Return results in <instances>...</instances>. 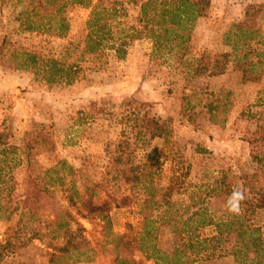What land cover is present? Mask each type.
I'll return each instance as SVG.
<instances>
[{
	"label": "rangeland",
	"instance_id": "obj_1",
	"mask_svg": "<svg viewBox=\"0 0 264 264\" xmlns=\"http://www.w3.org/2000/svg\"><path fill=\"white\" fill-rule=\"evenodd\" d=\"M63 1L68 2L64 15L69 30L59 37L28 31L15 19L23 4L0 0V45L7 37L45 58L59 57L72 43L82 45L92 8ZM101 5L107 9L114 39L126 35L128 40L123 58L106 49L105 68L96 69L87 61L77 81L49 83L40 71L0 60V141L19 147L1 163L0 264H164L148 256L153 244L171 252L191 240L195 248L188 250L190 258L183 257L186 263L236 264L234 257L220 256L223 252L214 249L215 242L197 243L216 235L217 228L200 226V215L194 213L203 206L214 220L235 219L241 210H227L231 194L221 190L218 180L226 173L236 183L235 175L257 167L247 139L259 125L264 128V0H210L203 7L189 42L190 58L205 51L214 64L227 59L224 73L203 75L192 70L198 61L189 63L188 57L164 51L154 54L150 37L131 36L136 4L102 0ZM249 18L258 31L254 39L246 38L250 46L245 47V37L234 34V24ZM237 46L241 52L234 51ZM224 53L231 55L223 59ZM250 62L255 66L246 73ZM136 102L146 104L142 114L167 121L173 129L169 145L159 137L137 141V129L128 117ZM36 130L42 131L45 142L29 162L20 148L28 132ZM125 140L130 143L125 161L147 164L144 171L152 174L139 185L115 178L113 158ZM61 160L78 171L74 178L81 193L95 188L100 193L96 198L109 202L105 218L83 217L77 206H69L64 187L54 182L56 175H45ZM59 174L71 183L68 167ZM31 178L47 191L28 224L20 221L19 213L8 219L11 208L21 209L19 197L32 186ZM238 183L232 190L242 191ZM165 201L170 204H162ZM252 219L264 231V210ZM66 221L68 226L58 225ZM71 235V244L79 248L61 250L71 245Z\"/></svg>",
	"mask_w": 264,
	"mask_h": 264
},
{
	"label": "trees",
	"instance_id": "obj_2",
	"mask_svg": "<svg viewBox=\"0 0 264 264\" xmlns=\"http://www.w3.org/2000/svg\"><path fill=\"white\" fill-rule=\"evenodd\" d=\"M2 1V0H1ZM5 2V0H3ZM74 3L86 6L91 9V14L87 22V33L83 44L72 43L64 49V52L59 57L45 58L37 53H32L22 47L15 46L14 43L7 37H4L0 45V60L1 64H8L25 70H34L41 72L43 78L49 83L65 81L73 83L77 81L78 74L82 70L84 62L94 63L96 69H103L108 64L106 49H114L119 58H123L127 52L128 40L125 36H119L114 39L112 29L109 24V17L106 16L107 9L101 5L102 0H72ZM129 3L138 6L136 15V27L134 35L137 38L148 36L153 40L154 54H159L162 51L166 53L180 54L181 57H188L187 62L193 63L191 60L198 61L197 65H193L192 70L199 75H203L208 71L210 73L222 74L227 69V59L231 53H224L222 64L212 63V57L202 52L199 57L190 58L192 55V46L189 44L192 38V32L198 17L202 13L205 5L210 3V0H128ZM22 3L15 19L20 21L28 31L44 30L51 32L59 37L66 35L69 30V23L64 10L68 4L63 0H18ZM15 6V5H14ZM117 11V8H113ZM113 12L112 15L115 13ZM234 34L245 37V42L242 44L245 47L250 46L247 40L254 39L258 29L252 24L249 18L244 22L234 24ZM248 38V39H246ZM112 39H114L112 41ZM248 40V41H249ZM112 41V43H111ZM239 50L238 46L234 47V51ZM251 51V49H248ZM240 51V50H239ZM241 52V51H240ZM264 54V51L262 52ZM260 56V52L258 53ZM190 58V59H189ZM248 51L244 53L243 59L247 60ZM249 66L244 68V71L250 72L254 68V63H248ZM136 106L128 115L129 120L133 121L134 127L137 129V141L144 142L147 139L163 138L166 145L171 143L173 129L167 121L150 115L148 112L142 114L141 110L145 103L136 102ZM214 107L210 108V111ZM250 145V157L257 167L253 172H245L235 175L236 183H231L232 178H228L225 173L218 182L221 183V190L229 194L232 193L233 186H239L238 181H241L240 187L244 199L240 202L241 213L231 220H214L208 217L207 208L200 207L194 214L200 215L199 225L204 226L214 224L217 228V234L207 239H197V243H206L208 240L215 242V248L222 250L221 255H230L234 257L236 264H264V231L261 226H258L252 219L259 210H264V128L259 125L257 129L251 132L247 139ZM45 142V137L42 131H30L25 139V145L20 148L23 158L29 162L35 157V150L39 144ZM130 143L125 140L119 144L118 154L113 158V163L116 166L118 174L116 179H121L127 184L139 185L144 182V179L151 176V172L144 171L147 164H137L136 166L129 165L125 161L126 147ZM19 147L11 145L7 142L0 141V177L3 171L2 161H6L8 154L11 151H17ZM205 150L201 149L200 152ZM4 158V159H3ZM68 167L70 171L71 183L67 181L66 176H61L59 173L64 168ZM53 173L56 175L54 182H59L67 192V200L69 206L78 207L83 217H103L107 216L109 202L100 200L96 197L100 193L95 191V188L87 187L86 191L80 192L76 186L75 175L78 173L73 166L68 165L66 160L59 161L56 165L50 167L45 175ZM54 178V177H53ZM32 186L27 189L19 197V206L11 208L8 214V219L15 214L21 215L20 221L28 224L31 219L30 213L37 206L39 197L44 193L35 179H30ZM49 181V180H47ZM51 182V181H49ZM53 184V183H51ZM161 204V203H160ZM162 204H170L168 201ZM80 205L82 210L80 209ZM69 222L59 223L60 226H68ZM148 224V223H147ZM148 225L145 227L147 228ZM82 228V227H80ZM71 244L73 235L70 236ZM191 239V238H190ZM85 240V239H84ZM184 243L176 245L172 251L161 250L155 244L152 245L153 253L149 254L150 258H156L158 261L163 260L164 264H189L183 259L188 258V250L195 248L192 243ZM226 244V245H225ZM220 246V247H218ZM70 248L77 250L78 245H69L61 248L63 251H69ZM206 248V247H205ZM205 249L194 251L196 254H201Z\"/></svg>",
	"mask_w": 264,
	"mask_h": 264
},
{
	"label": "clouds",
	"instance_id": "obj_3",
	"mask_svg": "<svg viewBox=\"0 0 264 264\" xmlns=\"http://www.w3.org/2000/svg\"><path fill=\"white\" fill-rule=\"evenodd\" d=\"M243 199H244L243 192L240 191L238 188H234L226 202L227 210L230 213L238 214L241 210L240 202Z\"/></svg>",
	"mask_w": 264,
	"mask_h": 264
}]
</instances>
